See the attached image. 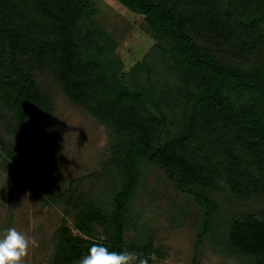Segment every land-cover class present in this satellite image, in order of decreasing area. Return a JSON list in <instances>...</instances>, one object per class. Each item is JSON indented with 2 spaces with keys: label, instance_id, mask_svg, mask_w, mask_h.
Returning <instances> with one entry per match:
<instances>
[{
  "label": "trees",
  "instance_id": "1",
  "mask_svg": "<svg viewBox=\"0 0 264 264\" xmlns=\"http://www.w3.org/2000/svg\"><path fill=\"white\" fill-rule=\"evenodd\" d=\"M115 1L143 18L152 40L128 72L119 43L95 21L94 0H0V119L12 137L0 134L8 204L18 161L49 150L30 127L31 117L53 111L34 78L47 73L72 104L112 130L103 171L113 172L114 189L105 197L56 193L74 217L55 231L46 264H78L93 244L149 261L161 256L150 241L125 239L147 167L202 212L198 239L213 231L234 264H264V0ZM217 196L258 197L263 208L236 215Z\"/></svg>",
  "mask_w": 264,
  "mask_h": 264
},
{
  "label": "rangeland",
  "instance_id": "2",
  "mask_svg": "<svg viewBox=\"0 0 264 264\" xmlns=\"http://www.w3.org/2000/svg\"><path fill=\"white\" fill-rule=\"evenodd\" d=\"M94 3L101 11L95 21L119 43L117 54L128 72L134 64L142 62L152 45V40L142 30L143 18L115 0H94ZM34 75L37 85L50 95L53 111L48 118L31 117L30 127L35 139L49 150L34 161H18L15 165L17 188L10 204L6 175L0 164V237L8 228L26 234L37 246H30L23 264H46L55 231L64 222L72 225L74 217L64 202L54 199L56 193L70 188L105 197L113 191V172L103 171L111 158L113 132L72 104L47 73ZM1 116L11 115L2 112ZM3 129L1 118L0 134L12 142L11 135ZM79 178H83L82 181L70 187ZM137 187L125 239L140 244L152 242L161 256L152 254L149 264H234V260L224 256L215 245L213 231L198 239L202 212L160 170L142 168ZM65 198L62 201H66ZM216 200L225 211L236 215L255 213L263 208L258 197L217 196Z\"/></svg>",
  "mask_w": 264,
  "mask_h": 264
},
{
  "label": "clouds",
  "instance_id": "3",
  "mask_svg": "<svg viewBox=\"0 0 264 264\" xmlns=\"http://www.w3.org/2000/svg\"><path fill=\"white\" fill-rule=\"evenodd\" d=\"M30 246H37V242L15 228L6 229L0 237V264H23ZM78 264H149V260L135 252L110 251L105 246L93 244Z\"/></svg>",
  "mask_w": 264,
  "mask_h": 264
}]
</instances>
